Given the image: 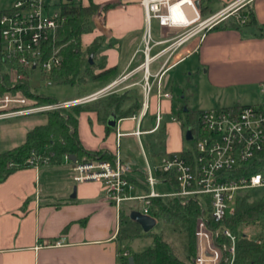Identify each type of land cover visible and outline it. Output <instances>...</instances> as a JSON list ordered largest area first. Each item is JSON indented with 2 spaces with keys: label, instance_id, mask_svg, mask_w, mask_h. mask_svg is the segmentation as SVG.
<instances>
[{
  "label": "crops",
  "instance_id": "1",
  "mask_svg": "<svg viewBox=\"0 0 264 264\" xmlns=\"http://www.w3.org/2000/svg\"><path fill=\"white\" fill-rule=\"evenodd\" d=\"M82 1L85 5L89 3V0ZM195 1H200V7L203 3L209 8L212 16L236 0ZM93 2L113 7L100 11L94 18V29L82 36L83 51L98 41L96 73L111 68L115 71L101 80H88L85 85L93 82L92 87L79 97L117 82L109 94L84 106L98 110L107 97L127 94L126 101L131 102L126 105L123 101L121 110L131 109L136 97L142 108L146 22L141 0ZM248 6L259 25L264 27V0H254ZM233 12L235 10L221 20V28L209 29L203 35H194L189 29L160 26L154 34L151 27L149 56L156 58L148 66L152 91L148 97V114L141 123L143 132H147L143 129L145 119L151 116L155 120L159 109L163 114V125L179 98L174 90H184V84L195 73H200L203 83L211 91L242 90L239 101L244 91H258L264 85V36L259 35L256 27H230L229 17ZM213 98L212 95L205 99L213 101ZM182 101V111L193 110L184 97ZM97 110L80 114L83 118L79 117L78 133L83 147L90 152L106 151L114 156L120 151L124 162H128L133 154L124 153L122 147L127 138L138 139L133 135L138 121L120 118L113 110L119 121L116 129L108 131L107 122L102 121ZM200 111L203 110L195 112ZM125 122H131L135 128L124 130ZM170 132L172 139L167 142V147L171 145V148L163 154L183 150L180 131L172 129ZM119 134L122 135L120 138ZM126 164L134 173L139 171L134 165ZM74 174V164L65 160L59 166L18 170L0 182V264H122V245L117 238L120 214L106 197L102 183H76Z\"/></svg>",
  "mask_w": 264,
  "mask_h": 264
},
{
  "label": "built area",
  "instance_id": "2",
  "mask_svg": "<svg viewBox=\"0 0 264 264\" xmlns=\"http://www.w3.org/2000/svg\"><path fill=\"white\" fill-rule=\"evenodd\" d=\"M68 1L19 0L12 8L0 11V121L37 114L46 115L85 105L98 100L116 86L117 82H114L85 97L45 104L26 97L21 90H13L19 83L35 75L36 71L47 75L61 65L62 59L57 48H53L48 58L43 57L45 46L54 44L57 31L66 20L62 10ZM252 1L254 0H236L220 12L203 18L195 0H141L146 22L145 63L142 65L145 66V100L140 112L131 117L138 121L134 136L141 140L146 133L141 129V123L148 114V97L152 91L148 66L156 58L149 56L152 50L153 21H157L161 28L189 29L194 35H203L220 23L230 11L236 12ZM14 71L18 72V76H14L15 82L12 76ZM45 84L48 87L53 85L51 81ZM260 91L264 94V85L260 87ZM162 121L163 114L159 109L155 115V126L149 133L157 131ZM192 135L195 144L191 152L192 158H187L184 151L165 153L160 157L159 166L156 168L150 165L140 141L147 166L146 184L143 185L148 192L144 196L131 194L138 188L130 181V178H134V170L124 162L120 151L116 153L113 162L92 160L74 163L73 180L76 183H102L106 197L119 214L123 205L128 202H142L145 206L143 214L152 216L151 198L177 197L185 203L191 198L209 195L211 209L202 204V214L196 222V256L192 264H235L238 238L222 225L235 212L239 196L250 192L264 193V169L251 174L245 171L255 163L264 162V103L242 106L239 109L228 107L200 111ZM121 136L119 134V138ZM66 160L70 161L68 158ZM30 162L34 164V168H39L35 159ZM159 174L172 177L161 180L158 178ZM172 180L177 187L171 193L157 191L158 184L172 185ZM252 198L251 201L259 199ZM220 237L225 242L220 241ZM257 243L260 241L257 240ZM122 256L129 257L130 253L126 251Z\"/></svg>",
  "mask_w": 264,
  "mask_h": 264
},
{
  "label": "trees",
  "instance_id": "3",
  "mask_svg": "<svg viewBox=\"0 0 264 264\" xmlns=\"http://www.w3.org/2000/svg\"><path fill=\"white\" fill-rule=\"evenodd\" d=\"M248 5L246 4L238 10L243 17L239 18V20L233 18L230 21V27L236 29L256 27L259 35L264 36V27L259 25L255 13ZM111 7L113 6H101L93 2V0H89L86 5L81 0H69L63 6L62 15L66 17V20L57 31L54 44L50 43L45 46V55L43 57L48 58L52 54L53 48H57L59 49L62 62L50 74L41 75L44 83L51 81L53 85L74 86L86 84L87 80H101L113 74L115 71L113 68L102 69L101 72L96 73V64L94 61L92 64L90 63L91 55L94 56L93 60H95V55L99 50L98 41H95L86 51H83L82 47V36L92 32L94 29V18L100 11H106ZM200 13L203 18H207V15L211 16L209 8L203 3L200 7ZM221 23L222 21L213 28H221ZM13 90H21L26 97L34 99L38 103L58 102L39 90L33 89L31 87V77L19 83ZM127 98V94L111 96L107 99L108 102L105 107L98 110L94 109V107L80 105L46 114V122L28 132L25 141L19 147L0 153V179L5 180L18 170L34 167V164L32 165L30 162L32 159H35V164L38 167L62 165L66 158L70 156H75L78 163L92 160L113 162L115 156L109 152H90L83 147L78 133L79 117L82 112L97 110L102 121L106 123L112 111L115 110L120 118H131L140 112L141 103L136 97L132 103V108L121 112V104ZM241 107L238 104L232 106L233 109ZM198 114L199 112L190 110H183L182 113H179L178 120L185 119L190 124L189 127L184 128L182 123L185 132L188 128H191L192 133H194L198 122ZM106 128L108 131L112 130L107 126ZM162 133L165 136L162 124L157 131L152 133L157 135L156 146H162L164 143V136L160 138ZM189 143H192L193 149L194 142L190 141ZM132 144L126 143L122 147L123 152L134 154ZM127 145L128 147H126ZM192 149L183 148L182 150L189 159L192 158ZM164 154L157 151L151 156L161 157ZM70 162L73 163L72 161ZM263 169L264 162H258L246 168L245 171L251 174ZM170 177L172 176L158 175L161 180H166ZM130 181L136 184L138 188L148 192V189L141 182L134 178H130ZM171 182L172 188H176V182L174 180ZM252 196L253 192L239 196L236 200L235 212L222 225V227L231 230L238 238L235 264H264V193L261 192L259 199L256 201H251ZM202 204L211 209V197L209 195H200L189 199L185 203L177 197L165 196L150 199V214L156 219H166L170 224L179 227L181 233L185 235L184 260L179 259L174 254L162 234L153 235L154 241L149 248L132 255L130 254L129 257H123L122 254L127 250L123 243L131 242L138 237L140 229L136 225L138 223L131 218L132 212L128 215L121 212L120 228L117 236L118 241L122 245L120 250L121 263L130 264V257H133V264H192L196 256V222L202 214ZM219 240L225 242L223 237H220ZM257 240L260 243H257Z\"/></svg>",
  "mask_w": 264,
  "mask_h": 264
},
{
  "label": "rangeland",
  "instance_id": "4",
  "mask_svg": "<svg viewBox=\"0 0 264 264\" xmlns=\"http://www.w3.org/2000/svg\"><path fill=\"white\" fill-rule=\"evenodd\" d=\"M17 1L19 0H0V11H5L12 8L13 4ZM74 1H80V0H74ZM242 17L243 16L241 15V12L239 13L237 10L236 12H233L232 15L229 17L230 18L229 23H231L230 21H232L233 18L239 20V18ZM157 26L159 27L157 21L154 20L152 23L154 34ZM184 30L188 31L187 29ZM93 61L95 63V60ZM204 71L205 69H203V72ZM41 75L42 74L39 70L35 72V75L31 77V87L33 89L39 90L48 97L54 98L57 101H66L77 98L84 94V90L92 87V83H93L90 82V85L87 86L85 84L74 85V86L56 84V85H52L51 87H48L41 79ZM199 75L200 73L199 74L195 73L190 79H188V81H186V83L184 84V90L180 92H176V90H174L175 92L174 94L177 95V97L179 98L177 101H175L172 113L166 115L165 121L163 122L165 136L162 133L161 134L162 136L160 138H163L164 136L165 139L162 146L161 145L156 146L157 143L155 141L157 135L149 133L155 124V120L151 116H148L144 121L143 129H145V131L147 132L146 135H143L141 140L136 139L134 137H129L126 139L127 143H133L132 145L134 148V152H133L134 154L128 159V162L126 161V163H130L131 165H134L135 167L138 168L139 171L137 173H133L132 176L142 184H146L147 166H146V159L142 153L141 144L143 148H145L147 151L146 153L147 159L150 162L152 168H156L159 166L160 158L153 157L151 156V154H154L157 151L165 152L171 148V145H168L167 147V142H169V140L172 139V135L170 134L171 133L170 131H172V129H175L178 132L180 131L179 134L182 139V147L185 149H192V143H189L185 140V131L182 127V123L184 125V128L189 127L190 124L185 119H182L181 121L178 120L179 113H182V104H183L182 97L185 98V102L190 104V107L193 109L192 110L193 112L198 111L200 109L205 111L210 109L228 108L236 104L241 106H252L264 102V94L261 93L260 89L258 91L255 90L244 91V95L239 98L240 99L239 101L238 97L239 94L243 92L242 90L229 89L224 91H214V90L211 91L205 86L201 78L202 76ZM12 76L15 82L16 78L14 79V76L15 77L18 76V72L14 71L12 73ZM212 95L215 98V99L213 98V101L212 99L210 100L205 99L206 97L210 98ZM217 96H219V99H217ZM107 98L102 103L101 106L102 109L105 107V105L108 102ZM130 102L131 101H126V99L124 100V103L126 105H129ZM128 110L129 109H122L121 111L124 112ZM82 118L83 117H81V119ZM45 122H46L45 114H37V115L12 118V119H6L0 121V153L9 150H14L17 148V146L19 147L25 141L26 134L28 132L33 130L36 126L44 124ZM170 125H173V128ZM134 126L135 125H133L131 122H125L123 124L124 130L126 131H132L135 128ZM126 147H128V145ZM156 189L158 192L163 194L171 193L173 191L172 186L169 184H165V185L158 184L156 186ZM131 194L134 196H144L146 195V191L141 188H136L131 192ZM260 194L261 192L259 193L254 192L252 199L259 198ZM144 208L145 206L143 205L142 202H128L123 205L122 212L125 215L126 214L128 215L129 213L135 210L137 212L144 213ZM136 225L140 229L139 236L136 237L131 242L123 243V245L126 246L127 250L131 253V255L149 248L153 244L154 234H162L166 242H168V244L172 248L174 254L181 260L185 259L184 245L186 242V237L183 233H181L179 227L170 224L164 218L157 219V225L151 232H146L139 223Z\"/></svg>",
  "mask_w": 264,
  "mask_h": 264
},
{
  "label": "water",
  "instance_id": "5",
  "mask_svg": "<svg viewBox=\"0 0 264 264\" xmlns=\"http://www.w3.org/2000/svg\"><path fill=\"white\" fill-rule=\"evenodd\" d=\"M195 4H196V7L198 9H200V1H196ZM93 57H94L93 55H91V57H90V63L91 64L93 63ZM118 121H119V118H118L117 114L115 112H112L111 115L109 116L108 120H107V127H109L110 129H116L117 125H118ZM185 140L187 142H190L193 140L191 128H188L186 130ZM68 159L70 161H72L73 163L77 162L75 156H70ZM1 181L2 180L0 179V182ZM131 218L133 220H135L137 223H139L146 232H151L157 225V219L156 218H154L150 215H146V214L137 212V211H134L131 213ZM133 263H134L133 257H130V264H133Z\"/></svg>",
  "mask_w": 264,
  "mask_h": 264
}]
</instances>
